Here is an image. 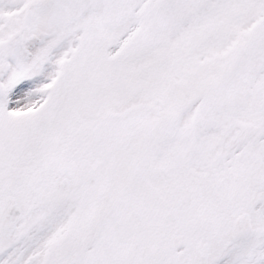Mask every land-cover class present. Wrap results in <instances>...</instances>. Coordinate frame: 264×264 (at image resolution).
Returning <instances> with one entry per match:
<instances>
[{
	"label": "snow or ice",
	"instance_id": "snow-or-ice-1",
	"mask_svg": "<svg viewBox=\"0 0 264 264\" xmlns=\"http://www.w3.org/2000/svg\"><path fill=\"white\" fill-rule=\"evenodd\" d=\"M0 264H264V0H0Z\"/></svg>",
	"mask_w": 264,
	"mask_h": 264
}]
</instances>
